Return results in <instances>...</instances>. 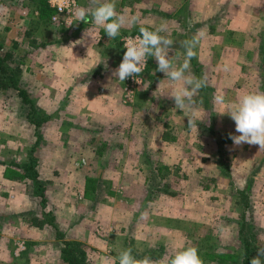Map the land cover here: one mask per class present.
Listing matches in <instances>:
<instances>
[{
    "label": "rangeland",
    "instance_id": "1",
    "mask_svg": "<svg viewBox=\"0 0 264 264\" xmlns=\"http://www.w3.org/2000/svg\"><path fill=\"white\" fill-rule=\"evenodd\" d=\"M74 1L59 14L50 0H0V43L31 101L0 90V264H67L65 243L90 264L189 246L204 264H231L243 221L264 243V149L234 145L235 122L215 102L264 92V0H115L150 30L168 25L177 66L181 42L204 33L187 74L207 87L184 110L153 57L139 84L113 76L139 25L110 40L76 20L92 0Z\"/></svg>",
    "mask_w": 264,
    "mask_h": 264
},
{
    "label": "clouds",
    "instance_id": "2",
    "mask_svg": "<svg viewBox=\"0 0 264 264\" xmlns=\"http://www.w3.org/2000/svg\"><path fill=\"white\" fill-rule=\"evenodd\" d=\"M95 5L90 11L79 8L74 15L78 22L91 23L104 29L110 40L120 36V30L126 24L139 25V35L129 37L124 43L122 62L113 72V76L123 82L129 77L136 79L144 71L148 57H153L157 62V71L165 74L169 80L178 82L171 93L175 107L184 110L194 103V96L202 88L207 87L206 77L197 78L187 74L191 67V60L197 57V47L204 36L202 31L197 32L191 38L181 42L184 48V59L177 66L174 59L169 55L173 40L166 34L168 25L161 23L151 29L140 24L138 17L127 18L116 11L115 0H92ZM71 25V24H69ZM178 59V57H177ZM218 105H227V110L219 112V115L227 114L235 122V131L239 135L230 134V139L236 146L243 144L258 145L264 149V92L246 93L239 97L236 102L229 101L223 93L215 96ZM189 127H197L194 120L188 117ZM148 213H141V219H146ZM264 245L257 249V255L252 257L250 264H264ZM118 264H204L198 249L194 246L177 250L172 256L153 260L150 257L137 259L132 255L131 248L119 251ZM106 264H112V258H108Z\"/></svg>",
    "mask_w": 264,
    "mask_h": 264
},
{
    "label": "trees",
    "instance_id": "3",
    "mask_svg": "<svg viewBox=\"0 0 264 264\" xmlns=\"http://www.w3.org/2000/svg\"><path fill=\"white\" fill-rule=\"evenodd\" d=\"M12 57L13 52L3 49V46L0 43V90H3V93H0L6 95L5 93L8 89H15L18 91V95L22 97L25 102H31L27 88L17 83V81H21V69H19V66H10L9 62L11 61ZM226 154V150H223V159L226 158ZM30 220L31 225L33 226L42 228L45 225L44 219L38 216H32L30 217ZM259 233L260 231L255 229L252 224L248 223L247 221L242 222L239 234L240 239L238 240V245L235 249L238 251L239 257L236 259V261L231 262V264H250L252 257L257 255V249L264 245V243H262L261 239L259 238ZM66 248L67 243H65V247L62 249L64 252L63 260L67 262V264H90L84 250H81L80 255H73L71 254V250ZM261 259L264 261V257Z\"/></svg>",
    "mask_w": 264,
    "mask_h": 264
},
{
    "label": "built area",
    "instance_id": "4",
    "mask_svg": "<svg viewBox=\"0 0 264 264\" xmlns=\"http://www.w3.org/2000/svg\"><path fill=\"white\" fill-rule=\"evenodd\" d=\"M50 2H51V5L56 9L57 13L59 12V14L63 12H67L68 14H70L71 11L73 10V8L71 9V6H75L74 0H50ZM56 17L57 16H55V18ZM137 35H139V33L135 34L134 36H130V37L134 38Z\"/></svg>",
    "mask_w": 264,
    "mask_h": 264
}]
</instances>
